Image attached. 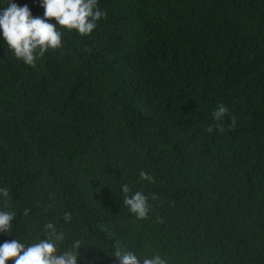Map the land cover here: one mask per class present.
<instances>
[{
    "label": "trees",
    "instance_id": "obj_1",
    "mask_svg": "<svg viewBox=\"0 0 264 264\" xmlns=\"http://www.w3.org/2000/svg\"><path fill=\"white\" fill-rule=\"evenodd\" d=\"M99 7L90 35L61 29L35 67L0 49V186L19 235L53 220L108 254L264 264V0ZM125 183L149 197L145 218L123 204ZM103 249L80 251L115 264Z\"/></svg>",
    "mask_w": 264,
    "mask_h": 264
},
{
    "label": "clouds",
    "instance_id": "obj_2",
    "mask_svg": "<svg viewBox=\"0 0 264 264\" xmlns=\"http://www.w3.org/2000/svg\"><path fill=\"white\" fill-rule=\"evenodd\" d=\"M43 9L41 15H34L28 2L0 0V49L7 45L8 50L25 65L35 67L36 62L49 50L61 48L63 33L61 29L75 30L81 36L90 35L98 21L106 17L105 10L99 7V0H32ZM228 113L224 104H218L211 113L215 121H223ZM235 124V119L232 120ZM211 126L208 131H212ZM217 131H223L219 124ZM142 180L152 181V177L141 171ZM123 204L138 219L149 212V197L142 191H133L130 185L121 184ZM30 209L23 215L29 216ZM63 221H71V213H63ZM17 212L11 207V194L8 187L0 186V264H95L81 249L89 247L103 249L86 238L69 235L68 231L53 220H45L40 234L33 239L19 235ZM104 250V249H103ZM105 251V250H104ZM106 252V251H105ZM108 254V252H106ZM110 257L115 264H168L159 254L142 255L136 250H111Z\"/></svg>",
    "mask_w": 264,
    "mask_h": 264
}]
</instances>
